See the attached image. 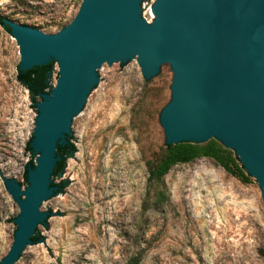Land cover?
Instances as JSON below:
<instances>
[{
  "label": "rangeland",
  "instance_id": "1",
  "mask_svg": "<svg viewBox=\"0 0 264 264\" xmlns=\"http://www.w3.org/2000/svg\"><path fill=\"white\" fill-rule=\"evenodd\" d=\"M144 1L151 22L154 0ZM81 2L0 0V15L55 33ZM19 61L17 41L0 25V259L19 213L2 177L25 187L36 157L28 144L40 99L18 80ZM57 77L56 63L49 86ZM99 78L75 151L52 179L59 195L43 208L51 220L17 264H264V199L233 149L246 182L208 157L148 179L166 146L159 114L171 96L170 65L152 84L138 63L109 65Z\"/></svg>",
  "mask_w": 264,
  "mask_h": 264
},
{
  "label": "water",
  "instance_id": "2",
  "mask_svg": "<svg viewBox=\"0 0 264 264\" xmlns=\"http://www.w3.org/2000/svg\"><path fill=\"white\" fill-rule=\"evenodd\" d=\"M152 11L147 22L144 0H82L55 33L2 18L19 45L18 70L53 60L58 77L35 102L27 185L2 177L19 213L0 264H17L50 222L43 208L59 195L56 147L73 140L109 65L138 63L150 84L170 65L171 96L159 114L165 144L216 139L264 199V0H154Z\"/></svg>",
  "mask_w": 264,
  "mask_h": 264
},
{
  "label": "trees",
  "instance_id": "3",
  "mask_svg": "<svg viewBox=\"0 0 264 264\" xmlns=\"http://www.w3.org/2000/svg\"><path fill=\"white\" fill-rule=\"evenodd\" d=\"M2 18L3 16L0 15V23H2ZM67 24H64V26ZM64 26L62 25L60 27ZM5 29L10 33L9 26H6ZM53 63L54 61L52 60L42 66H34L27 70H18V80L29 89L34 98L41 99V94L46 93L51 89V86L47 83V79L49 73L52 71ZM28 147L32 149L30 143L28 144ZM74 151L75 147L70 142H66L63 145H57L56 154L60 156V160L56 163L52 175L62 171L66 158ZM199 157L211 158L239 180L243 182L248 180V176L242 168L237 165L231 151L223 147L222 144L214 138H211L204 144L180 142L173 145H166L159 161L149 166L148 179L150 181L153 179L160 180L173 165L188 163ZM29 164L32 167L34 166L32 163ZM25 179H27L26 171ZM32 240L34 242L37 238L32 236Z\"/></svg>",
  "mask_w": 264,
  "mask_h": 264
},
{
  "label": "bare ground",
  "instance_id": "4",
  "mask_svg": "<svg viewBox=\"0 0 264 264\" xmlns=\"http://www.w3.org/2000/svg\"><path fill=\"white\" fill-rule=\"evenodd\" d=\"M152 15H153V13H152Z\"/></svg>",
  "mask_w": 264,
  "mask_h": 264
}]
</instances>
